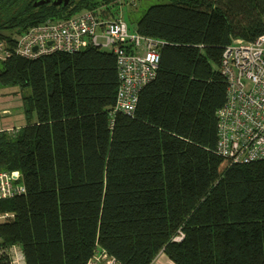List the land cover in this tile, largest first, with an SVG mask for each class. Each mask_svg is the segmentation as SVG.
Here are the masks:
<instances>
[{"label": "trees", "instance_id": "obj_1", "mask_svg": "<svg viewBox=\"0 0 264 264\" xmlns=\"http://www.w3.org/2000/svg\"><path fill=\"white\" fill-rule=\"evenodd\" d=\"M35 1L0 0V40L102 5L103 19L118 16L119 0ZM136 30L167 44L133 116L110 114L120 83L111 51L0 61V85L30 94L26 124L0 133V172L19 171L26 186L0 200V214H14L0 222V246L20 245L26 264H87L97 248L120 264L161 252L172 264H264V160L217 153L223 50L263 33L264 0H171Z\"/></svg>", "mask_w": 264, "mask_h": 264}, {"label": "built area", "instance_id": "obj_2", "mask_svg": "<svg viewBox=\"0 0 264 264\" xmlns=\"http://www.w3.org/2000/svg\"><path fill=\"white\" fill-rule=\"evenodd\" d=\"M167 43L129 31L121 18L103 19L85 11L73 17L50 18L0 40V61L12 57L37 60L55 53L86 50L89 47L111 51L116 57L120 80L115 105L110 114L130 116L139 103L144 87L155 80L161 50ZM221 74L227 82V100L217 111V153L232 164L264 160V31L255 41L234 38L223 50ZM26 186L19 171L0 172V200L23 195ZM14 214H0V222ZM179 233L175 240H182ZM7 254L10 264H26L20 245L0 246V258ZM161 252L151 264H160ZM87 264H120L108 251L97 248Z\"/></svg>", "mask_w": 264, "mask_h": 264}, {"label": "rangeland", "instance_id": "obj_3", "mask_svg": "<svg viewBox=\"0 0 264 264\" xmlns=\"http://www.w3.org/2000/svg\"><path fill=\"white\" fill-rule=\"evenodd\" d=\"M167 3H171V0H119L118 16L111 18V20L121 16L123 21L127 22L130 33L135 32L139 20L149 7L155 4L164 5ZM107 7L102 5L94 10L84 9L70 17L83 14L85 11L96 12L101 17L100 14L106 12ZM28 95H30L28 89H21L15 85L7 87L0 85V133H16L20 126L26 124L24 99ZM159 261L160 264H169V260L166 259L164 254Z\"/></svg>", "mask_w": 264, "mask_h": 264}, {"label": "water", "instance_id": "obj_4", "mask_svg": "<svg viewBox=\"0 0 264 264\" xmlns=\"http://www.w3.org/2000/svg\"><path fill=\"white\" fill-rule=\"evenodd\" d=\"M50 0H36L34 2V7L38 8V6L49 4ZM53 5L54 6H68L72 0H53Z\"/></svg>", "mask_w": 264, "mask_h": 264}, {"label": "crops", "instance_id": "obj_5", "mask_svg": "<svg viewBox=\"0 0 264 264\" xmlns=\"http://www.w3.org/2000/svg\"><path fill=\"white\" fill-rule=\"evenodd\" d=\"M119 18H121V16H119ZM122 19V18H121ZM123 20V19H122ZM164 255H165V253H164ZM166 256V255H165ZM166 259L167 260H169L168 258H167V256H166ZM169 264H172V262H171V260H169Z\"/></svg>", "mask_w": 264, "mask_h": 264}, {"label": "flooded vegetation", "instance_id": "obj_6", "mask_svg": "<svg viewBox=\"0 0 264 264\" xmlns=\"http://www.w3.org/2000/svg\"><path fill=\"white\" fill-rule=\"evenodd\" d=\"M53 0H50V2H49V4H53V2H52ZM49 4H47V5H49ZM46 5V4H45Z\"/></svg>", "mask_w": 264, "mask_h": 264}]
</instances>
